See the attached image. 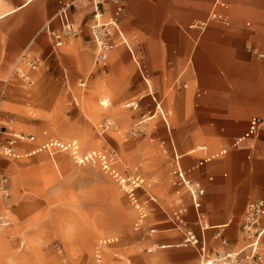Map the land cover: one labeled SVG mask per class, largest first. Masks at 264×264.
Masks as SVG:
<instances>
[{"label":"rangeland","instance_id":"obj_1","mask_svg":"<svg viewBox=\"0 0 264 264\" xmlns=\"http://www.w3.org/2000/svg\"><path fill=\"white\" fill-rule=\"evenodd\" d=\"M129 1L125 0L122 19ZM212 1L208 0L209 8ZM23 2L3 0L5 9ZM54 3L34 0L0 20V48L8 50L6 59L0 60V131L25 136L16 142L15 157L0 155V172L13 185L9 198L0 197V264H201L198 247L185 244L184 239L189 230L200 236L202 226L214 224L211 218L219 215L218 201L228 208L224 222L234 221L225 228L214 225L205 230L208 252L214 255L240 245L243 212L248 203L260 199L264 187L253 184L254 196L242 204L241 197L249 190L245 181L231 179L244 171L254 183L256 175L261 176L263 130L254 138L258 148L251 157L248 150H230L192 170L190 176L205 185L231 180L223 190L207 188L203 206L208 214L199 221L188 187L172 174L174 158L192 153L181 160L185 167L196 165L205 152L195 146L207 145L212 155L228 147L245 128H239L237 118L218 99L212 104L204 100L206 95L198 96V89L187 93L183 53L175 64L178 54L164 51L163 66L152 68L146 40L163 46L165 37L150 36L148 31L139 36L133 21L122 26L134 59L121 39V45L110 52L107 66L99 64L94 40L80 36L77 25V36L67 38L52 53L43 26L56 9ZM185 24L182 36L187 35ZM25 28H29L28 37L21 42ZM195 37L191 36L194 43ZM83 40L88 47H80L78 41ZM24 49L42 60L36 70L22 65L31 83L21 75L12 76L13 64ZM83 58L89 65L80 68L78 61ZM106 99L107 104H101ZM157 104L163 114L148 119ZM182 122L189 128L184 137L180 135ZM0 135L4 140L8 137ZM31 135L32 141L27 138ZM74 141L80 157L108 150L116 156L115 171L144 177L143 187L137 190L140 199L144 202L152 193L158 204L154 211L146 210L141 227L137 226L139 212L115 173L99 161L81 162L72 148L61 149ZM48 143L54 145L48 149ZM210 175L214 180H209ZM225 236L232 241L223 244ZM162 244L169 248H160Z\"/></svg>","mask_w":264,"mask_h":264},{"label":"crops","instance_id":"obj_2","mask_svg":"<svg viewBox=\"0 0 264 264\" xmlns=\"http://www.w3.org/2000/svg\"><path fill=\"white\" fill-rule=\"evenodd\" d=\"M33 1L34 0H24L21 5L5 9V3H3V0H0V20L29 5ZM54 1L56 9L48 19L47 24H44L43 29L47 25H49V27L53 30L59 29V20H51V18L65 4L71 3L69 14L74 25H77L79 28V35L83 38L89 35L93 40L94 38L90 30V23L92 21L95 3L99 5L101 11L103 12V17L106 15L108 16L107 18H104V20L111 17L115 9V6L110 0ZM213 13L221 15L223 19L213 18ZM122 14L119 18L121 34H116L113 38L117 47L121 45L119 44L121 41L118 42V40L125 37L122 24L127 27L130 21H133L134 29L137 30V34L139 36L143 37V33H146V31H148L150 36L154 37L164 35V47L160 44H156V40L154 41V39L148 38V40H146L147 43L145 50L152 56L150 66L152 68L163 66L164 60L162 52L164 51L176 52L178 54L177 58L174 60L175 64L180 62L179 58L183 53L185 57L183 64L184 76L188 81V85L186 86L188 87L187 93H193L195 89H198V96L201 97L202 94L206 95L204 100H207L208 102L211 101L212 104V101L218 99L222 102V105H226L229 108L230 111H227L228 114L231 117L237 118L236 123H239V128H245L241 134L236 135L233 138L228 147L222 148L212 155H208L207 145L200 144L195 146L196 150H203L205 152V156L200 157L196 165H189L188 167H185L183 161L181 160L182 157L191 155L192 153H183L181 155L176 154L174 158L176 160L172 170V174L176 181L185 185L181 178L175 173V171L179 169L183 172L187 181L200 183L202 189L204 190L200 197L201 205L199 208H196L188 189L192 206L197 213L198 220L201 221L206 214H208L207 210L204 209L203 206L204 198L207 194V188L210 190L221 188L220 190H223L225 185L230 183L231 180H243L245 181L244 185H246V189L249 190V194L245 193L241 197L242 204H245L254 196L251 192L253 184H257V187H264V166L262 167L261 176L260 174L256 175L255 183L254 179H252V177L245 171L238 172L231 180H217L215 183L208 181L206 182V185L199 178L191 177L190 174L195 168H199L200 166H203L218 157L226 155L230 150H248V157H251V155L258 148L256 142L254 143V138L261 130H263V136L260 140L262 143L260 149V153L262 155L260 164L264 165V116H261L264 115V0H213L210 8L208 0H130L123 19ZM183 23H186V36H182ZM88 26L89 31H87ZM196 28H200L201 30H194ZM153 29H156V31L152 32ZM28 32L29 28H25L24 32L20 34L19 39L21 42L28 37ZM40 32L41 30H39L30 40L29 45L35 41ZM46 32L50 39V46L53 53L60 47L54 48L52 38L47 30ZM194 34H196L195 43L194 39L192 41L191 38ZM94 42L97 50V43L95 40ZM134 42V44H136L135 39ZM223 42H226L227 44L223 45ZM37 43L39 44V42H36V44ZM86 43L87 40H83V43L78 41L80 47H88L85 45ZM126 46L134 59L132 50L128 44ZM7 53L8 50L0 48V60L2 57L3 59H6L8 55ZM87 62L88 61L83 58L82 61H78V67L85 68V66L89 65V62ZM103 66H107V63ZM109 75L112 76L111 74H108L107 77ZM81 83H84V85L81 86H86V82ZM200 87H202L203 92L200 91ZM183 96L184 94H180V97ZM253 113L255 114L252 115ZM256 118L263 121L260 131L259 133L248 136L247 134L249 132L251 122ZM165 122L167 123V126L168 123L170 125L167 118H165ZM188 131L189 128L187 127V124L182 122L180 124V135L184 137ZM194 136L199 138L200 134L196 132L194 133ZM258 139H255V141ZM214 177V175H210L208 178L212 181L214 180ZM148 195L154 199L149 200L148 196V199L144 201L146 203L145 205L147 206L148 211H154L156 209V205L158 204L157 198L152 193H149ZM263 196L264 191L260 198ZM138 197L140 198L139 195ZM216 208L219 215L211 218L214 224H208L209 227H207V225L202 226L200 236L195 234L193 230L189 231H192V233L199 238H205L207 242L205 234L206 229L214 228V225H216V227L225 228L233 223V218L224 222L228 213L227 205L218 201L216 202ZM242 219L239 228L240 233ZM217 236H221V233L219 232ZM231 241L232 240L228 239L226 236L222 239L223 244H228ZM236 243L237 245L240 243V238H238ZM165 244H171L172 247L176 246L174 243ZM240 245L236 246L234 249L238 248ZM161 246L160 248H169L164 247V244Z\"/></svg>","mask_w":264,"mask_h":264},{"label":"built area","instance_id":"obj_3","mask_svg":"<svg viewBox=\"0 0 264 264\" xmlns=\"http://www.w3.org/2000/svg\"><path fill=\"white\" fill-rule=\"evenodd\" d=\"M110 1L115 6L113 15L104 20L103 12L101 11L99 5L95 3L93 17L90 23L92 36L97 43L96 62L102 65L106 64L110 52L117 45L113 41V38L116 34H121L119 18L125 8V0ZM70 7L71 3L65 4L51 18V20H59V29L53 30L49 27V25L45 27L47 28V31L52 38L54 48L62 47L66 43L67 38L71 36L76 37L78 34V30L75 29L74 23L70 18ZM213 18L223 19V17L217 13H213ZM122 42L126 43V40L123 38ZM20 59L32 70L38 69L42 61L39 56L27 53L26 50L22 52V54L20 55ZM12 71V76H19L20 70L18 66L15 65ZM27 75V73L23 74L21 78H28V83H31L32 81L30 79V76ZM80 85H84V83H81ZM262 123L263 121L261 119H253L247 135L250 136L259 133ZM0 134H5L8 136L4 140L1 138L4 136L0 135V155L15 157L16 142L20 139H24L25 136L23 134L8 133L3 131H0ZM27 138L28 140L32 141L35 137L31 135L27 136ZM53 145V143H48L45 145V147L50 149ZM68 148H72V150L74 151V156H76V158L81 162L99 161L100 163H102L105 169L110 170L116 174L119 183L125 189L131 202L139 212V220L137 222V226L141 227L144 223L147 209H145L146 203L141 201L138 197L137 190L143 187L145 183L144 177L139 174L136 175L128 173L121 175L119 172L115 171L116 169L113 168V165L115 164L116 156L113 152H110L108 150H94L80 157L77 152V142L74 141L70 145L62 147L61 149ZM175 173L188 187L195 207L199 208L201 205L200 197L204 192L200 183L187 181L183 175V172L179 169H177ZM12 193L13 185L11 179L5 173L0 172V197L9 198ZM151 199L153 200L154 198L149 196V200ZM241 233L242 244L238 248L231 251L218 252L214 255L208 252L207 242L205 238L197 237L192 233V231H189L187 233L184 241L186 244L190 243L198 247L201 256V264H264V196L247 205L242 219Z\"/></svg>","mask_w":264,"mask_h":264},{"label":"bare ground","instance_id":"obj_4","mask_svg":"<svg viewBox=\"0 0 264 264\" xmlns=\"http://www.w3.org/2000/svg\"><path fill=\"white\" fill-rule=\"evenodd\" d=\"M107 63V62H106ZM23 64H25L21 59H20V56L17 58V60L15 61V63L13 64V67H12V70H13V68H14V66L16 65V66H18V68H19V70H20V74L19 75H23L24 73H22L23 72V68H22V65ZM26 65V64H25ZM27 66V65H26ZM12 73H13V71H12ZM107 101L108 100H103V101H101V104H107ZM156 112H154L153 114H151L149 117H148V119H153V118H155L157 115H158V113L160 114H163V111H162V106L160 105V104H157V107H156ZM179 155V154H178ZM207 227H209V225H207Z\"/></svg>","mask_w":264,"mask_h":264}]
</instances>
